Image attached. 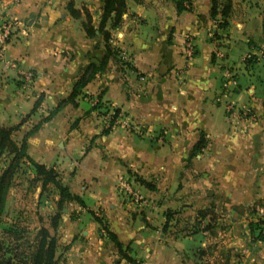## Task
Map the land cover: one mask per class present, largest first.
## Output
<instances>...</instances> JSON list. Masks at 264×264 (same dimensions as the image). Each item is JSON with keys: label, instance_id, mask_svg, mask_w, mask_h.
<instances>
[{"label": "crops", "instance_id": "obj_1", "mask_svg": "<svg viewBox=\"0 0 264 264\" xmlns=\"http://www.w3.org/2000/svg\"><path fill=\"white\" fill-rule=\"evenodd\" d=\"M175 1L126 0L110 30L117 58L53 113L104 56L82 28L84 11L98 28L102 0H0V22L17 25L0 45V127L19 125L11 139L35 163L69 168L65 185L84 204L50 231L57 264H264L248 228L253 209L264 214V0H231L226 29L211 0H182L180 12ZM204 209L210 232L195 218Z\"/></svg>", "mask_w": 264, "mask_h": 264}, {"label": "trees", "instance_id": "obj_2", "mask_svg": "<svg viewBox=\"0 0 264 264\" xmlns=\"http://www.w3.org/2000/svg\"><path fill=\"white\" fill-rule=\"evenodd\" d=\"M180 1L176 0L177 11H181ZM70 9V6H69ZM71 10V15L74 18H79V12ZM126 12V0H102L101 16L98 28L96 29L91 23V17L84 11L85 22L82 23V28L86 36L90 39L95 38L96 32L103 42L104 56L99 64V67H89L84 71L81 77L73 85L72 91L68 99L61 102L53 111L56 113L64 103L71 102L73 105L74 99L79 96L85 86L92 80L98 70L104 68L109 59H115L118 56V51L112 48L109 44L111 39L110 30L115 29L120 23L123 14ZM231 13V0H211L210 16L218 24L221 29L228 27V18ZM217 17L220 20H217ZM108 26V29H106ZM39 100L35 102L32 112L36 110L39 105ZM114 114L117 115L118 111L115 110ZM115 118V117H112ZM114 119H111L113 123ZM19 127L12 128L0 127V162L2 159L10 158L9 161H4L6 166L0 171V216L4 212L6 197L11 186V180L16 168L20 163L27 162L34 169V178L41 182V188L52 186L58 192V199L56 201L57 211L51 217L49 227L41 226L36 229L31 241H26L23 237V230L19 228L10 227L5 229V236L9 238L8 241L0 239V264H57L56 251L57 239L55 234H51L50 230L55 232L61 220V211L66 207L65 204H77L79 207H84L82 200L72 195L69 188L62 183L59 174L54 167H45L32 161L26 153V144L23 140L19 145L11 139L12 133ZM205 147V142L201 139L194 145L193 155L201 151ZM139 181V180H138ZM141 181V180H140ZM139 181V182H140ZM143 181H141L142 183ZM144 183V182H143ZM142 183V184H143ZM210 210H199L195 214L196 220H207L203 227V232H210L213 228L211 222L214 221V213H209ZM254 209L250 213H254ZM173 214L171 211H166L164 217L166 222L172 220ZM95 221L99 224L101 220L94 217ZM166 228V225L164 229ZM250 232L255 233V240L264 239V216L257 218L256 221L251 222L248 226ZM107 237L111 240L121 259L129 263L134 261L129 258L125 251L122 249L121 244L117 241L116 237L108 232L106 228H102ZM166 230V229H165ZM23 245V252H19L20 246Z\"/></svg>", "mask_w": 264, "mask_h": 264}, {"label": "rangeland", "instance_id": "obj_3", "mask_svg": "<svg viewBox=\"0 0 264 264\" xmlns=\"http://www.w3.org/2000/svg\"><path fill=\"white\" fill-rule=\"evenodd\" d=\"M5 166L4 161L0 162V171ZM54 168L65 185L66 180L69 179V168L63 170L61 164H55ZM129 189L130 192L126 188L123 190L126 196L137 200L138 198L133 194L134 191L131 187ZM7 198L4 212L0 216V239L3 241L4 239L9 240L7 235L5 236V229L10 227L23 230L25 240L27 242L31 241L37 228L41 226L49 227L50 219L57 211L58 192L52 186L41 188V182L34 178V169L27 162L20 163L16 168ZM72 206L69 202L65 204L66 209L64 208L61 211L60 222L63 217L69 219V211ZM248 216L256 221L264 214L263 212L254 211L253 214L249 213ZM22 249H24L23 245L20 246L19 252H23Z\"/></svg>", "mask_w": 264, "mask_h": 264}, {"label": "built area", "instance_id": "obj_4", "mask_svg": "<svg viewBox=\"0 0 264 264\" xmlns=\"http://www.w3.org/2000/svg\"><path fill=\"white\" fill-rule=\"evenodd\" d=\"M16 27H17L16 23L12 20H5V21L0 22V45L1 46L5 45L10 40L14 31L16 30ZM185 49H186V53L189 56H191L193 54V47H192V44L190 42L186 43ZM260 55L264 57V52H262ZM22 76H23L22 77L23 80L26 82V81H29L31 79L32 75H31V73L26 72V73H23ZM235 83L236 82L232 79L231 74L225 73V92H227L229 85H235ZM232 110H233L232 106H229L228 111L231 112ZM241 113H243L244 115H249L250 111H249V109H245V111H242ZM234 115L239 116L240 114L238 112V113H235ZM124 188H126V190L130 192V189H129V187H127V185H125ZM257 211L261 212V209L257 208Z\"/></svg>", "mask_w": 264, "mask_h": 264}]
</instances>
